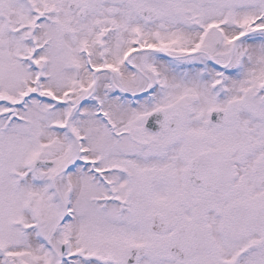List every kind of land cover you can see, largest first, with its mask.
I'll return each mask as SVG.
<instances>
[{
    "label": "snow or ice",
    "instance_id": "6c2138e0",
    "mask_svg": "<svg viewBox=\"0 0 264 264\" xmlns=\"http://www.w3.org/2000/svg\"><path fill=\"white\" fill-rule=\"evenodd\" d=\"M0 264H264V0H0Z\"/></svg>",
    "mask_w": 264,
    "mask_h": 264
}]
</instances>
